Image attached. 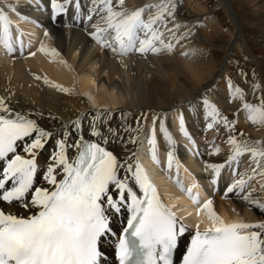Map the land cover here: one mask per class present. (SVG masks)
<instances>
[{"label": "snow or ice", "instance_id": "snow-or-ice-1", "mask_svg": "<svg viewBox=\"0 0 264 264\" xmlns=\"http://www.w3.org/2000/svg\"><path fill=\"white\" fill-rule=\"evenodd\" d=\"M28 2L40 6L43 0ZM0 4V46L12 56L19 43L22 54L24 44L13 40L10 18L18 4L6 0ZM49 5L52 20L71 12L72 23L65 26L81 28L100 50L121 62L137 54L197 55L195 49L176 52L195 37L197 24L203 26L199 19L182 20L180 0H153L140 7H129L125 0H49ZM30 22L39 26L34 19ZM42 35L39 51L70 68L59 50L47 44L49 31ZM238 72L235 82L233 77L226 81L223 95L206 86L197 90L187 107L181 104L173 111L193 155L202 153L187 119L195 117L202 132L212 133L204 141L206 154L218 158L204 165L210 187L220 190L223 199H238L264 213V140L239 132L237 126L242 114L250 124L264 126V78L256 82L255 73L249 77L242 68ZM43 82L58 92L73 91L47 77ZM6 91L7 95H0V264H103L99 244L116 234L110 218L122 210L127 220L116 248L120 264L131 255L129 230L146 249L145 264H174L172 257L187 225L162 202L146 169L129 149L143 133L152 160L159 164L157 142L162 135L167 167L172 169L175 162L178 172L168 113H141L135 125L128 112L113 108L91 107L68 119L52 113L45 117L42 111L13 107L14 92ZM111 145H117L119 153L114 154ZM187 191L206 212L208 223L201 228L197 220L180 264H264V216L226 221L214 210L211 197L201 204L191 188ZM17 207L27 215L14 212Z\"/></svg>", "mask_w": 264, "mask_h": 264}, {"label": "bare ground", "instance_id": "bare-ground-1", "mask_svg": "<svg viewBox=\"0 0 264 264\" xmlns=\"http://www.w3.org/2000/svg\"><path fill=\"white\" fill-rule=\"evenodd\" d=\"M238 1L246 10H249L245 12V17L241 21L239 14L237 15L234 10L232 0H215L212 5L208 0H180L182 20H192L195 23L199 19L203 26L197 24L198 32L195 37L190 42H186L183 48L177 47L176 52H191L195 49L197 55L140 56L137 54L124 57L121 62L110 53L100 50L84 35L81 28L66 27V24L72 23L71 12L68 17L60 16L52 20L49 0H43L40 6L30 4L28 0H19V2L6 0L8 3L18 4L19 15L10 13V18L13 20L12 36L14 41H23L25 52L23 54L19 52V43H17L14 55L8 56L0 46V95H7L6 89H11L14 92L13 107L42 111L45 117L52 113L61 119H68L71 114L87 111L91 107L122 109L130 114L128 119L133 125H135V118L141 113L150 114L153 111L168 113L166 123L176 140L178 172L175 162L172 169H168L167 163L165 165L167 145L162 135H158L157 142L159 164L152 160L147 139L143 133L137 137L135 143L129 145L136 159L138 154L139 159H143L140 154L144 156L145 152L149 153V162H145L144 168L150 179H154L157 184L161 183L156 174L164 171L171 179L174 176L189 182L197 180L209 188L207 189L209 195L216 194L214 199L216 210L219 212L218 209H221L219 215H223L226 221L241 219L240 215L248 220H256L264 216L259 209L246 207L240 200L231 197L223 199L220 190L214 191L210 187L207 180L209 174L204 171V165L207 162H216L218 158L206 154L204 141L206 138L210 140L212 133L202 132L201 122L195 117L187 119V127L198 142L199 151L202 153L200 156L193 155L186 147V139L179 133L177 112L173 111V109L178 110L181 104L187 107L188 101L193 100L197 90L206 86H213L223 95L226 90V81L229 77H233L235 82V78L239 76L238 69H244L249 77L255 73L256 82L264 78V56L258 55L252 47L253 42L257 45L264 42V0ZM151 2L153 0H125V4L129 7H140ZM0 6L3 5L0 4ZM221 10L224 11L233 27L228 37L222 31L224 26L221 20L216 18ZM23 16H28L29 20L22 19ZM32 19L37 21L39 26L31 23ZM17 27L20 30L19 33L16 30ZM245 27L251 31L249 39L246 35L244 36ZM45 29L51 35L47 44L59 50L62 57L68 61L70 68L59 63L57 58L40 52L39 49L36 53V48L40 47V41L44 39L42 33ZM29 52L35 55H29ZM220 54L223 55L221 60L218 58ZM37 75L41 77L40 80L35 79ZM44 77L53 83L72 89V93L58 92L49 85H45ZM240 82L243 83V77H240ZM232 113L233 110L228 109L227 114L232 115ZM245 116L246 114H242L238 117V131L253 139L264 140V126L250 124ZM157 132L159 133L158 125ZM110 147L114 154L119 153L120 149L117 145ZM223 147L222 145V151ZM185 167H188L192 174ZM198 188L199 186L194 192L202 193V190ZM134 190L138 192V189L134 188ZM200 196L203 197V194ZM194 208L200 212V217L206 214L199 205H194ZM13 211L27 215L23 208L17 207ZM232 214L234 217L230 218ZM185 219L193 226L196 223L189 218L185 217ZM126 220V210L110 218V226L116 234H119L126 226ZM205 225L201 224L202 227ZM193 233L194 230L191 229L182 236V247ZM114 241L112 236L105 237L100 242L103 264H115Z\"/></svg>", "mask_w": 264, "mask_h": 264}, {"label": "rangeland", "instance_id": "rangeland-1", "mask_svg": "<svg viewBox=\"0 0 264 264\" xmlns=\"http://www.w3.org/2000/svg\"><path fill=\"white\" fill-rule=\"evenodd\" d=\"M209 2H210V5H212L213 3H214V1L215 0H208ZM233 2H232V4H233V6H234V10H235V12H236V14L239 16V19H240V21H241V19H243L244 17H245V12H247V11H249L248 9L246 10L242 5H241V2H239L238 0H232ZM212 2V3H211ZM224 11L223 10H221L220 12H218L217 14H218V16H216V18H218L219 20H221V23L223 24V32H224V34L228 37V36H230V34H231V31H232V29H233V27L231 26V24H230V21L227 19V17H226V15H225V13H223ZM224 14V15H223ZM225 18V19H224ZM223 19V20H222ZM227 20V22H225ZM244 20H246V18L244 19ZM229 22V23H228ZM244 36L246 35V37L248 38L249 37V35H250V30H248L246 27L244 28ZM263 38H264V36H263ZM249 39V38H248ZM239 41H240V39H239ZM241 42V41H240ZM257 43H252V47H253V49L256 51V53L258 54V55H260V56H264V42H263V44L261 43V45L259 44V45H257ZM222 54H220V55H218V58H220V60L223 58V55L221 56ZM236 57L238 58V55L236 54ZM235 57V58H236ZM236 65L235 63H232V65ZM235 67V66H234ZM234 67H233V69H234Z\"/></svg>", "mask_w": 264, "mask_h": 264}]
</instances>
